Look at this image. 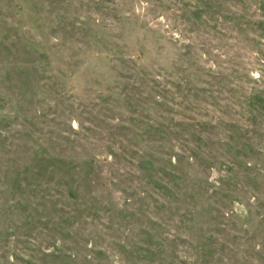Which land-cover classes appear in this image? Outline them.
<instances>
[{
  "label": "rangeland",
  "instance_id": "rangeland-1",
  "mask_svg": "<svg viewBox=\"0 0 264 264\" xmlns=\"http://www.w3.org/2000/svg\"><path fill=\"white\" fill-rule=\"evenodd\" d=\"M0 264H264V0H0Z\"/></svg>",
  "mask_w": 264,
  "mask_h": 264
}]
</instances>
